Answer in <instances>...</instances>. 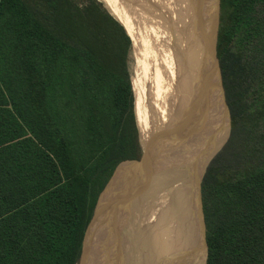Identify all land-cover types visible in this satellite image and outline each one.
<instances>
[{
  "label": "trees",
  "instance_id": "16d2710c",
  "mask_svg": "<svg viewBox=\"0 0 264 264\" xmlns=\"http://www.w3.org/2000/svg\"><path fill=\"white\" fill-rule=\"evenodd\" d=\"M130 49L98 0H0V264L77 263L98 195L141 155ZM217 57L232 159L202 182L205 264H264V0H220Z\"/></svg>",
  "mask_w": 264,
  "mask_h": 264
},
{
  "label": "bare ground",
  "instance_id": "6f19581e",
  "mask_svg": "<svg viewBox=\"0 0 264 264\" xmlns=\"http://www.w3.org/2000/svg\"><path fill=\"white\" fill-rule=\"evenodd\" d=\"M102 1L107 5L108 11L113 16H121L118 18L125 22L128 28L133 26L137 37L135 38L133 36L134 53L136 54L137 48L139 47L138 41L140 43L142 42L140 29L136 22H133L136 21V17L134 16L133 21L130 17L128 19L127 16L130 15L122 10L121 7L123 6L120 7L119 0ZM182 2L184 4L182 10L185 12L188 21L186 25L187 35L185 36V47L181 48L179 46V49L176 44V49L173 43V54L171 53L173 56H170L168 52L162 53V56L161 54L152 55V59H149V63L144 68L146 71H143V88L137 84L139 79V83L141 84L142 78L140 75L142 69L136 78L135 72L133 75V81L135 80L134 87H132L134 94V115L136 116L135 122L138 130L142 132L143 138L141 142L143 144H146L150 139L155 137L163 126L181 120L184 112L192 103L196 102L201 96L207 95L204 83L202 82L204 78L202 60L204 57L197 34V15L195 10V6L197 4L203 6L205 0H197L196 2L195 0H183ZM116 5L121 12H117L115 9ZM182 20L183 18L180 19V21ZM160 66L163 68L162 73H160L161 68H158ZM161 74L164 75L162 76ZM168 78H171V81L175 83L173 84L171 82L170 84L167 81ZM141 92H144L145 96L143 99L139 98L140 100L137 103L136 94ZM209 109L210 111L212 110L210 107ZM216 109L218 118L220 116L218 121L215 120L217 116L215 117V114L211 111L208 115V120L205 122L201 120L203 124L200 123V126L203 125V134H205V130L207 132L206 135L212 136L213 134L214 146L229 131L221 107L217 106ZM148 127L150 128V135L146 136ZM175 135L172 132L160 136L158 139L159 142L163 140L167 148H171L166 152L161 151L160 154L156 155V175L146 178L144 186L135 190L132 194L130 190L128 192L129 194L127 193V197L125 199L123 198L121 204L115 207L112 214H106L94 229L93 234H95V238L103 239L107 236L108 242L100 247L101 250L98 251L97 258L93 264H106L107 259L116 256L118 249L115 247L117 246L116 242L118 240L114 239L118 235L122 237L121 239L130 248L135 236L138 234L137 232L143 229L146 223L153 218L151 214L155 216L153 219H160L164 227L161 238L156 245L154 244L151 261L149 262L148 260L147 264H204L205 253L203 247L196 244V235L193 237V239L195 238L194 242L192 241V233L189 228L190 218H187L189 214L187 209L189 197L187 187L184 184L186 175L182 167L183 164L178 163L179 156L183 158V161L186 160L185 156L188 157L192 143L182 145L181 139L180 142H176L179 138L174 137ZM153 208L156 211H152ZM151 227L153 231V225ZM145 230L148 231L149 228ZM125 250L124 253L126 252ZM136 251L139 252L137 253V259L141 258L143 250L139 243L137 244Z\"/></svg>",
  "mask_w": 264,
  "mask_h": 264
},
{
  "label": "water",
  "instance_id": "95a60500",
  "mask_svg": "<svg viewBox=\"0 0 264 264\" xmlns=\"http://www.w3.org/2000/svg\"><path fill=\"white\" fill-rule=\"evenodd\" d=\"M195 10L197 34L204 57L202 60L204 77L202 82L207 95L201 96L196 102L192 103L184 112L181 120L163 126L160 132L149 142L146 144L141 143V155L138 159L122 161L115 167L108 182L98 195L91 219L85 229L81 253L77 261L79 264H93L98 251L101 250L100 247L108 242L107 236L103 239H97L93 234L102 218L108 213L111 215L115 207L121 204L123 198L127 197L130 190L132 194L135 190L144 186L146 178L156 175V155L171 148H167L164 141L160 140L159 142L158 139L160 136L172 132L176 134L174 137L179 138L176 142H180L181 139L182 145L192 143L188 157L185 156L186 160L183 161V158L179 156L178 163L183 164L182 167L186 175L184 184L187 187L189 197L187 209L190 214L187 218H190L189 228L192 233V241L194 242L195 238L193 239V237L196 235L195 242L203 247L205 253L204 264L206 262L208 246L202 205V182L209 163L228 140L231 130V115L217 57L220 0H205L204 5L197 4ZM217 106H220L222 113L227 115L229 131L224 141L220 145L214 146L213 134L212 136L206 135V130L203 134V125L200 126V123L203 124L201 120L204 122L208 120L211 111H213L215 117L217 116L215 120L218 121L220 116L218 118ZM209 107L212 108L211 111Z\"/></svg>",
  "mask_w": 264,
  "mask_h": 264
},
{
  "label": "rangeland",
  "instance_id": "374dc122",
  "mask_svg": "<svg viewBox=\"0 0 264 264\" xmlns=\"http://www.w3.org/2000/svg\"><path fill=\"white\" fill-rule=\"evenodd\" d=\"M81 1V0H78ZM102 3V5L107 9V5L104 4L102 0H98ZM183 0H119L120 7L122 10L126 13H128L130 16H127L131 18L133 21L134 16L136 17V22L138 28L141 32L142 42L140 43L138 40L139 47L137 48L136 54L134 53L135 47L134 45V37L135 30L133 26L128 28V26L125 25V22L121 21L118 17L121 16H114L121 25L125 28L127 34L131 38V49L129 51L128 55V68L130 72V80L132 83V87H134L133 81V75L135 72V78L137 77V74L141 71V84L140 79L139 82L136 83L143 88L144 86V68H146L147 63H149V59H152V55L161 54L162 53H169L170 56H173L172 54V44L174 43V48L177 49V46H181V48L185 47V36L187 35V18L185 16V12H183L184 4L182 2ZM166 2V3H165ZM169 7V8H168ZM182 7V8H181ZM124 8V9H123ZM115 9L121 12L119 7L116 5ZM168 12H167V10ZM170 9V12H169ZM181 9V10H180ZM116 14V13H114ZM149 15V17H148ZM180 15V16H179ZM183 18L182 21L180 19ZM165 21H164V20ZM131 22V21H130ZM161 22V23H160ZM169 24V25H168ZM129 25V24H128ZM151 26V27H150ZM176 26V27H175ZM134 36V37H133ZM153 38V39H152ZM175 41V42H174ZM159 44V45H158ZM177 44V46H176ZM183 44V45H182ZM166 47V48H165ZM180 49V47H179ZM172 53V54H171ZM135 54V56H134ZM161 59V57H160ZM159 59V62H160ZM164 65V63H163ZM161 68L160 73H162V66L158 67ZM146 71V70H145ZM162 75V74H161ZM164 75V74H163ZM162 75V76H163ZM168 77V76H167ZM166 77V78H167ZM169 83L171 82L174 84V81H171V78L167 79ZM135 91V89H134ZM136 94V93H135ZM144 92L136 94L137 97V103L140 100L139 98L143 99ZM136 100V99H135ZM136 117V116H135ZM225 117V113H224ZM228 124V123H227ZM229 127V125H228ZM231 131H232V122H231V130L230 135L228 137V140L225 142L223 147L217 152L215 157L211 160L209 163L207 170L210 168L211 165H214L217 163L218 157H222L225 160V163H229L232 159V153H230L228 150V142L231 137ZM139 144L141 145V140L143 138L142 132L139 130ZM227 132L225 133V136L218 140L216 145H220L221 142L224 141V139L227 137ZM150 135V128H147L146 136ZM219 165V162L217 163V166ZM206 170V171H207ZM206 173V172H205ZM205 177V175H204ZM204 179V178H203ZM163 191V190H161ZM162 193V192H161ZM156 211V209H152V211ZM159 210V209H158ZM155 214V213H154ZM156 215V214H155ZM151 216L154 218L153 214ZM157 216V215H156ZM150 219L149 222L146 223V226L143 227V229L139 230L137 233V236H135V239L130 246L126 245L127 243L121 239L120 235L116 236L114 240H118L117 246L115 248L118 249L116 256L110 257L106 260V264H147L148 260L151 261V254L153 253V247L154 244L156 245L159 239L161 238V234L163 231V222L160 219ZM157 220V222H156ZM159 223V224H158ZM153 225V231L152 226ZM146 227V228H145ZM151 227V228H150ZM149 228L148 231L145 229ZM159 228V229H158ZM155 229V230H154ZM138 241V242H137ZM140 244V247L142 248V256L141 258L137 259V253H139L137 250V244ZM126 245V246H125ZM124 249H126L124 253ZM122 251V252H121ZM122 254V255H121ZM144 258V260H143ZM116 259V260H115ZM139 260V263H138ZM141 260V261H140ZM143 262V263H142ZM76 264H79L77 262Z\"/></svg>",
  "mask_w": 264,
  "mask_h": 264
},
{
  "label": "flooded vegetation",
  "instance_id": "af4514ba",
  "mask_svg": "<svg viewBox=\"0 0 264 264\" xmlns=\"http://www.w3.org/2000/svg\"><path fill=\"white\" fill-rule=\"evenodd\" d=\"M163 227H164V225H163Z\"/></svg>",
  "mask_w": 264,
  "mask_h": 264
}]
</instances>
